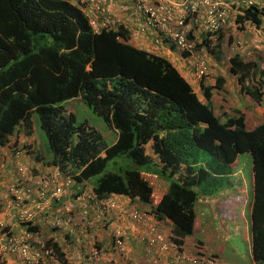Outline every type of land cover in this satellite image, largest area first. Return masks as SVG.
<instances>
[{
    "label": "trees",
    "instance_id": "16d2710c",
    "mask_svg": "<svg viewBox=\"0 0 264 264\" xmlns=\"http://www.w3.org/2000/svg\"><path fill=\"white\" fill-rule=\"evenodd\" d=\"M82 4L85 5L83 0H0V145H7L20 126L24 134H33L32 116L37 114L47 139L50 164L72 179L65 190L73 180L88 181L98 175L92 180L97 198L110 193L138 197L159 219L172 222L171 239L179 246L194 231V206L200 194L195 186L211 178L210 171L195 167L197 149L209 152L220 162L214 171L220 176L226 173L221 168L232 171L229 165L241 153L249 152L253 172L251 249L254 264H264V120L249 127L246 112L240 109L216 114L211 96L215 89L222 88L223 77L218 76L213 85L201 82L205 101L201 100L169 59L128 43L124 26L117 24L114 29L95 32ZM260 14H264L262 9L252 6L239 19L250 18L259 24ZM198 26L194 24L192 29ZM202 33L204 38L195 41L196 48L204 45L208 53L219 57V49L215 50L218 41L211 42V37L221 32L202 29ZM228 60L229 71L237 74L241 92L259 105L263 91L262 84L255 80L257 64L238 54ZM74 97H80L115 129L117 137L112 144L95 127L76 123L74 113H64V102ZM151 154L158 156L162 164L158 175H164L168 168L170 175H176V179L167 180L168 187L161 197L152 176L156 174L151 173L157 167ZM121 156L148 169L152 166V171H107V161ZM50 177L41 178L50 184ZM29 180L22 182L19 178L16 187L25 185L37 190V181L33 184ZM9 185L6 192L10 202H1L0 209L18 207ZM46 197L51 198L48 193ZM45 213L47 218L51 211ZM18 217L24 234L17 237L3 226L2 232L8 238L13 236L30 244L42 241L59 264H67L56 241L25 235L37 233L38 223L25 220L22 211ZM202 230L196 240L200 246L210 243L204 239L205 226ZM212 244L209 246L214 251L210 255L218 258V244Z\"/></svg>",
    "mask_w": 264,
    "mask_h": 264
},
{
    "label": "crops",
    "instance_id": "0c3cea01",
    "mask_svg": "<svg viewBox=\"0 0 264 264\" xmlns=\"http://www.w3.org/2000/svg\"><path fill=\"white\" fill-rule=\"evenodd\" d=\"M83 1L85 4L88 2V0ZM260 5L264 12V1L260 0ZM84 7L82 4L83 12ZM105 7L106 15L127 29L128 43L169 59L189 81L201 100L205 101L201 82L204 85H213L218 76L223 77L222 88L215 89L211 96L212 106L216 114L219 115L222 112L230 113L232 109H240L242 112H246V121L249 127H254L264 120V62H261L262 56H264V14H260L259 18L261 21L256 27L249 25L239 32L227 27L225 30L223 29L218 37L211 38V42H216L217 40L219 43H226L230 46L232 43L238 42L240 48L236 51L237 54L245 61H252L257 64L255 80L262 84L263 98L261 103L256 105L253 101L250 103L249 101L251 100L248 96L241 92L237 74L229 71L228 59L234 54L232 50L231 53H226V51L220 53L219 49L217 50L219 57L216 58L209 53L211 76L199 80L195 76L194 67L188 54L181 52L172 41L147 26L143 16L135 10L133 0H105ZM192 31L190 35H193L195 41H201L204 38L200 27L196 30L192 29ZM228 40L232 42L229 43ZM204 47L202 45L198 48L203 51ZM247 52H250V55H247ZM250 80L254 81L253 78ZM69 102H76L80 105L81 98L74 97L65 101V114L74 113L70 109ZM22 130V126H20L7 145H0V203L3 201L10 202L8 200L9 195L6 192L8 184L19 181V178L21 180L24 175L25 178L31 179L29 183L32 181L34 184V181L42 176L50 175L52 177L57 170L56 167L50 164L51 155L48 147L47 149L44 147V141L36 140V129L34 128L33 134L31 133L30 135L24 134ZM16 141L17 144L14 146ZM13 149L24 150L18 155ZM19 167L23 168L21 173L18 171ZM229 168L233 171L234 169L240 171L238 158L229 165ZM211 173L219 175L217 174L218 172L212 171ZM230 173L236 174L237 172L235 170L234 172L230 171ZM62 180V177L58 179L59 182H62ZM72 185L67 188L68 190H65L66 193L60 199L49 198L40 202L38 194L33 191L31 195L26 197L22 206L0 209L2 210L0 211V264H26L19 255L3 251L1 248L5 235L1 229L3 226L8 227L9 231L13 232L12 234L17 237L24 234V230L19 224L20 218L18 217V213L21 210L31 211L33 216L30 220L38 223L37 233L29 234L27 232L25 235L32 239L43 241L53 239L56 241L64 253L67 264L142 263L145 260V247L147 245L149 227L143 221L138 223L128 215V211L135 208L151 215L147 220L148 223L157 222L159 228L171 238L172 222L167 218L159 219L157 214L153 213L151 207L138 197L131 199L124 194L110 193L104 198H97L93 193L92 180L90 179L80 182L73 180ZM246 185L247 182L245 180L240 182L239 190L243 192V205L240 217L246 216L247 209L249 215L252 207L253 178L251 182L252 195H250V189ZM157 187L161 189V197L165 193L168 184L160 181V183H157ZM74 192H78V194L73 196ZM104 200L108 201L106 206L104 205ZM212 200L210 201L212 202ZM109 202H114L113 206L108 205ZM46 211H51V213L47 214V218L44 217ZM206 211H200L197 218V208L195 207L194 231L184 239L183 244L177 248V251L194 254L197 247L207 250L210 248L207 243L200 246L196 242L197 237L201 236L203 232L202 229H199L202 225L200 217L202 218V214L206 213ZM57 216H61L59 221L56 220ZM249 224L250 219L248 221V229L246 226L244 229L245 237L250 240L247 255L244 257L243 253H236L237 255L222 256L223 252H225L226 240V236H223L220 241L221 245L216 249L220 260L231 264H254ZM117 233H119L123 242L122 249L117 248L112 242L113 235L115 236ZM217 240L219 239L214 238L212 245L217 244ZM170 241L173 242L172 240ZM173 244L175 243L173 242ZM94 248L100 253L99 262L95 257L90 256ZM175 255L167 251L163 261L164 264H172ZM56 263L57 260L52 256H43L39 264Z\"/></svg>",
    "mask_w": 264,
    "mask_h": 264
},
{
    "label": "built area",
    "instance_id": "2783aa9c",
    "mask_svg": "<svg viewBox=\"0 0 264 264\" xmlns=\"http://www.w3.org/2000/svg\"><path fill=\"white\" fill-rule=\"evenodd\" d=\"M133 3L135 10L143 16L147 26L172 41L181 52L188 54L194 67L195 76L199 80L211 76V70L206 47L204 48L205 52L201 53L195 46V39H190V31L194 24L214 33L222 32L226 27L233 29H237L239 26L245 28L249 25L256 27V23L252 19L240 21L239 16L243 15L244 10L249 7H261L260 0H133ZM84 6V12L95 32H99L101 29H114L117 25L113 19L106 15L105 0H88ZM240 22L243 23V26L239 25ZM239 47L240 44L235 43L232 46V51H236ZM247 55H250V52H247ZM16 153L20 155L22 151L17 150ZM18 171L21 173L23 168L19 167ZM63 176L56 170L50 177L52 178L50 184L47 183V179H37L39 186L35 192L39 198L46 201L47 193L51 198H59L65 193V188L69 186L72 179L67 175ZM61 177L63 180L59 182L58 179ZM24 179L25 177H22V182ZM9 191L15 196L17 206H21L25 198L33 192L30 187L25 185H22L21 188L16 187L15 183L9 185ZM108 204L113 206L114 202ZM21 211L25 220L31 219L33 216L31 211ZM128 215L138 223L143 221L149 227L146 257L141 264H163L162 256L170 248L175 250V258L180 259L181 262L188 260L190 264H229L220 262L217 258L198 255V249L195 255L187 254L189 257H184L183 252L177 251L179 247L170 241L169 236L159 228L157 222L148 223L147 220L151 215L138 209L128 211ZM3 240L6 243L3 242L1 248L19 255L26 264H38L43 256H52L51 250L42 241L30 244L23 239L15 240L13 236L8 238L6 234ZM113 242L117 248L122 249L123 242L119 233L113 235ZM90 256L98 258L99 251L94 248Z\"/></svg>",
    "mask_w": 264,
    "mask_h": 264
},
{
    "label": "rangeland",
    "instance_id": "374dc122",
    "mask_svg": "<svg viewBox=\"0 0 264 264\" xmlns=\"http://www.w3.org/2000/svg\"><path fill=\"white\" fill-rule=\"evenodd\" d=\"M239 25L243 26V23L240 22ZM235 29L236 32L244 29L243 27ZM227 28V27H226ZM225 28V29H226ZM224 29V30H225ZM230 30V29H228ZM226 30V31H228ZM237 40V39H236ZM232 46V45H231ZM229 44L226 43H216L215 50L220 49V53H231V47ZM205 48V47H204ZM199 51L205 52V50ZM209 54V53H207ZM210 56V55H209ZM264 62V56H262V61ZM252 101V100H251ZM249 101L250 103H252ZM70 109L74 112L76 117V123L86 122L87 124L95 127L99 130L104 139L108 144H112L116 140L117 132L114 128L107 125L101 117L97 116L81 99L80 105L76 102H69ZM252 105V104H251ZM252 121V118H251ZM32 124L33 127L36 129V140L37 141H44V147L47 149V139L44 132L41 130L39 125V119L37 114H33L32 116ZM34 131V130H33ZM196 153V161L195 167H203L204 169L208 170L210 177L208 180H205L195 186V189L200 191L199 198L195 202V207L197 208V218L200 211L207 210L206 213L202 214V218L200 217V221L202 222V226L205 227L204 239L210 240L209 244L213 243L214 238H218L217 241L218 246L221 245L220 241L223 236H226L225 240V252H223L222 256L228 257L231 255H237L236 253H243L244 257L247 255L248 248L250 247V240H248L244 235L245 226L248 229V221L250 219L248 215V209L246 210V216L240 217L242 205H243V192L239 190L240 182L245 180L247 185L250 189V195H252V188L251 182L253 178L252 172V156L249 152L241 153L238 157L239 163V170H236V174L228 172V168L224 167L221 170L225 171L224 175H215L211 173L214 172L219 168L220 162L216 160L211 154L203 149L198 148ZM152 161H154L157 167L154 168L152 171V166H149V169L144 165H139L134 162L130 157H116L114 159H110L107 161L106 170L119 172L122 168H137L144 171H149L156 175H152L153 179L156 180L157 183L160 181L164 184H168L169 179H176L175 175H170V169H166V173L164 175H158L159 170L162 167V164L155 154H151ZM233 170L231 172H234ZM95 177V178H94ZM91 178L92 180H96L97 176ZM244 188V187H243ZM242 188V189H243ZM35 191V189H33ZM253 195L251 196L252 199ZM213 199V200H212ZM212 200V202L210 201ZM216 208V209H215ZM224 225V226H223ZM227 228V229H226ZM222 235L220 237V235ZM228 234H230L228 236ZM251 235V234H250ZM216 244V245H217ZM215 247V244L213 245ZM209 248L203 249L206 253L205 256H209L214 249ZM169 253L175 255V250L170 248ZM10 253V252H9ZM165 253V252H164ZM222 253V252H221ZM184 257H189L186 253L183 252L182 254ZM228 255V256H227ZM162 263L164 264V254L162 256ZM181 262L180 259L175 258L173 259L172 264H179ZM181 264H190L188 260H184Z\"/></svg>",
    "mask_w": 264,
    "mask_h": 264
},
{
    "label": "clouds",
    "instance_id": "9594fccd",
    "mask_svg": "<svg viewBox=\"0 0 264 264\" xmlns=\"http://www.w3.org/2000/svg\"><path fill=\"white\" fill-rule=\"evenodd\" d=\"M263 1V0H262ZM260 4V3H259ZM261 6V5H260ZM258 9H262V7H257ZM258 24H256V26H257ZM240 28H242V27H240ZM236 42H234V43H232L231 45L233 46L234 44H235ZM231 46V47H232ZM240 48V47H239ZM239 48H237V50L236 51H238V49ZM231 50H232V48H231ZM236 51H233L234 52V54H237V52ZM253 198V197H252ZM103 202H105V206H106V204H107V200H104ZM109 205V204H108ZM135 209H137V208H135ZM139 210V209H138ZM141 211V210H140ZM250 225V224H249ZM169 239L170 240H172L170 237H169ZM112 240H113V237H112ZM113 242V241H112ZM114 243V242H113ZM173 243V242H172ZM175 245H177V244H175ZM178 247H180L179 245H177ZM146 249H147V246L145 247V257H146ZM197 249H198V255H202V256H205L206 255V253L203 251V248H201V247H197ZM197 249H196V251H197ZM3 250V249H2ZM4 251V250H3ZM7 252V251H6ZM196 254V252L194 253V254H189V255H195ZM164 256H165V253H164ZM54 259H56L57 260V258L55 257V256H52ZM208 257H212L211 255H209ZM212 258H214V257H212ZM220 262H224V263H229V262H226V261H222V260H220V256L217 258ZM222 259V258H221ZM96 260H98V262L100 261V253H99V257L98 258H96ZM56 264H59L58 263V261H57V263ZM101 264H103V263H101ZM141 264V263H140ZM229 264H231V263H229Z\"/></svg>",
    "mask_w": 264,
    "mask_h": 264
}]
</instances>
